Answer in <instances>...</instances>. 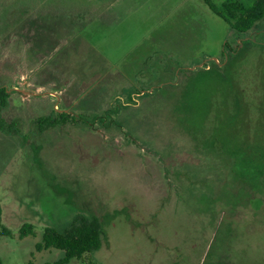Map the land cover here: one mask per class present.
I'll list each match as a JSON object with an SVG mask.
<instances>
[{
  "label": "rangeland",
  "instance_id": "rangeland-1",
  "mask_svg": "<svg viewBox=\"0 0 264 264\" xmlns=\"http://www.w3.org/2000/svg\"><path fill=\"white\" fill-rule=\"evenodd\" d=\"M210 1L220 17L184 0L166 34L109 53L55 19L70 4L0 0V87L14 98L2 115L24 157L0 202L30 192L40 216L33 236L7 225L0 264L56 261L35 246L77 213L99 219L102 245L69 264H264V15L237 32L257 0Z\"/></svg>",
  "mask_w": 264,
  "mask_h": 264
},
{
  "label": "crops",
  "instance_id": "crops-1",
  "mask_svg": "<svg viewBox=\"0 0 264 264\" xmlns=\"http://www.w3.org/2000/svg\"><path fill=\"white\" fill-rule=\"evenodd\" d=\"M58 4H70L73 6L72 12H65L62 17L59 13L55 19L62 18L72 20V28L75 32L72 35L80 37L79 43L84 50L108 51L134 53L139 51L146 40H152L154 31L160 37L167 32L163 28H168L167 21L170 17H176L180 11L184 12V0H51ZM53 14V13H52ZM50 13L49 16L52 17ZM164 21V22H163ZM68 26L65 22L59 27ZM67 34V36L71 35ZM71 35V36H72ZM156 43V42H155ZM67 44V43H66ZM82 50V51H84ZM130 55V54H129ZM129 55L127 57H129ZM103 61L109 63L105 56ZM26 97L23 94L20 97ZM14 98H8L9 103ZM20 100V101H19ZM18 110L26 106L25 99H18ZM0 145L8 148L12 146L13 156L10 158V165L0 174V189L5 187L13 178L20 163L24 162V157L20 155L19 144L16 137L9 133L0 131ZM23 165V164H22ZM7 189V186L5 187ZM25 196V195H24ZM30 192H26L24 199H12L9 204L0 202L1 224L8 229L7 225L24 224L34 225L35 218L39 219V211L34 209L36 200L31 204H26L30 200ZM14 197V194H12ZM33 199V198H31Z\"/></svg>",
  "mask_w": 264,
  "mask_h": 264
},
{
  "label": "trees",
  "instance_id": "trees-1",
  "mask_svg": "<svg viewBox=\"0 0 264 264\" xmlns=\"http://www.w3.org/2000/svg\"><path fill=\"white\" fill-rule=\"evenodd\" d=\"M208 9L216 16L220 17L219 10L210 0H203ZM264 15V0H257L243 16L237 18L233 29L237 32H246L252 25L260 20ZM9 91L6 87H0V131L4 133L12 132L15 123H7L2 112L6 108L9 98ZM68 114L58 113L39 118L36 121L40 130L55 127L61 122H66ZM32 225L24 224L19 229V238L33 236ZM10 230L1 224L0 211V237L10 236ZM102 245L101 223L95 216H87L77 213L66 221L63 226L46 227L42 233L41 241L35 246L36 251L56 249L62 256L54 262L44 264H69L72 260L80 259L85 254L96 253Z\"/></svg>",
  "mask_w": 264,
  "mask_h": 264
}]
</instances>
